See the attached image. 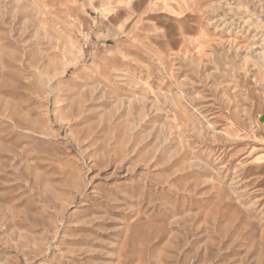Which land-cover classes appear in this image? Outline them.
I'll list each match as a JSON object with an SVG mask.
<instances>
[{"label": "rangeland", "instance_id": "374dc122", "mask_svg": "<svg viewBox=\"0 0 264 264\" xmlns=\"http://www.w3.org/2000/svg\"><path fill=\"white\" fill-rule=\"evenodd\" d=\"M124 3L0 0V264H264V0Z\"/></svg>", "mask_w": 264, "mask_h": 264}, {"label": "crops", "instance_id": "0c3cea01", "mask_svg": "<svg viewBox=\"0 0 264 264\" xmlns=\"http://www.w3.org/2000/svg\"><path fill=\"white\" fill-rule=\"evenodd\" d=\"M117 0H104V5H106L105 7L106 8H109L110 9V6L112 5V4H114L117 8H118V10H122V11H124V12H127V11H129L130 9H129V6L127 7L126 5H125V3H124V0H120L121 1V5L119 6L118 5V3L116 2ZM127 3L126 4H128V3H133V2H135L136 0H125ZM159 3V5H161V6H167V4L165 5L164 4V2H166L167 0H157ZM174 1H177V3L176 4H178V6H180V0H174ZM124 15H126V13L125 14H123V13H121V14H119V16H124ZM258 173H259V185H261V159H260V163H259V165H258Z\"/></svg>", "mask_w": 264, "mask_h": 264}]
</instances>
